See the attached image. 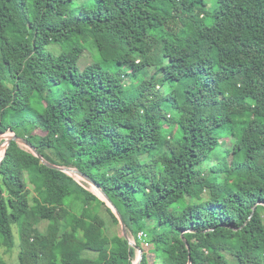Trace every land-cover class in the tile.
Masks as SVG:
<instances>
[{"label": "trees", "instance_id": "obj_1", "mask_svg": "<svg viewBox=\"0 0 264 264\" xmlns=\"http://www.w3.org/2000/svg\"><path fill=\"white\" fill-rule=\"evenodd\" d=\"M99 34L113 41L96 43L99 57L115 68L101 79L80 68L86 37ZM49 116L58 118L50 132ZM8 132L97 183L142 249L140 264H264V0H0ZM229 133L223 179L198 194L199 158ZM106 226L108 248L98 239ZM115 226L96 194L10 142L0 247L18 248L16 264H132L136 250ZM210 239L219 243L208 250Z\"/></svg>", "mask_w": 264, "mask_h": 264}, {"label": "rangeland", "instance_id": "obj_2", "mask_svg": "<svg viewBox=\"0 0 264 264\" xmlns=\"http://www.w3.org/2000/svg\"><path fill=\"white\" fill-rule=\"evenodd\" d=\"M194 3L199 4L200 0H194ZM149 33L152 35L153 33L151 31H149ZM112 43L113 41L111 39L106 38L105 36L102 35H93V36H88L86 37L85 40V50L83 52V56L80 60V68L83 69L85 74H89L95 78H99L101 79L103 77V74L106 71H113L115 70V68L113 66H111L109 64V62H104L100 59L97 48H96V43ZM137 52L141 53L143 52V43H140L137 47ZM171 67V64L165 63L163 70L164 71H168ZM85 68V69H84ZM152 70L151 69H145L143 70V75H141V77L145 78L148 80L150 74H151ZM135 81V79H131L130 77H126L123 81L124 85L129 87L131 83H133ZM87 95V90L83 89L79 95H78V100L79 101H83L85 96ZM126 95V99H130L133 96V92H128L125 94ZM13 119L19 120V117L17 115H13L12 116ZM199 123L198 125L202 124V118L200 116L199 118ZM58 123V118L57 117H53V116H49L47 119V123H46V127L48 129V132L52 131V129H54V127L57 125ZM9 134V133H7ZM250 134L254 135V133H252V131L250 132ZM6 135V134H5ZM2 135H0L1 137ZM219 141V146L218 148L213 151L210 156H208V158H205V156H201L199 158V160H203V164L201 165L202 169H203V174H204V178H205V184L203 185H198V187L196 188L198 194H208V185L215 182V181H220L223 179V173H225V171L228 169L229 166V159L223 158L219 156V152L223 151L225 148L227 147H231L232 143L234 142V137L232 136V134H226V135H222L218 138ZM4 145V140L0 138V149H2ZM21 147H25L22 144H19ZM162 147V144L155 150L151 151L149 154L153 155L156 153V151L158 149H160ZM163 149V148H161ZM66 167H71V166H66ZM169 170L171 171H179L180 169H175L172 166H168L167 167ZM76 179L82 183L89 191L93 192L96 195H99V192L90 184H87L86 182H84L83 180H80L79 178L76 177ZM28 183V181H27ZM29 201L33 204L34 203V198L32 193L29 196ZM112 202V201H111ZM114 205V204H113ZM180 205H182V203H180ZM115 206V205H114ZM117 209V208H116ZM120 212V211H119ZM264 215V212H263ZM37 229L41 232V233H46L48 230V226L46 222H41L39 223V225L37 226ZM106 231H109V226H106V228H104L103 233H101L98 237L99 242L101 245L105 246V247H110L109 245V236L106 235ZM113 231V228L111 226V230ZM157 231H161V228H158ZM115 232L119 233L120 235H122L121 232V228L120 226H115ZM15 234V239H16V245L18 246L19 243V235L17 233V231H14ZM128 234V238L130 241H133L135 243V239L134 237L127 232ZM146 234L145 235H141L140 237L138 236V240L144 242L146 240ZM218 240L219 239H210V240H206L207 243V249L210 250L212 249L214 246L218 245ZM136 244V243H135ZM17 254H18V248L15 247L13 250L6 252L5 249L3 247H0V256L8 263V264H16L17 261ZM138 251H136V256L133 258V263H136V260L138 258ZM103 256H101L102 258Z\"/></svg>", "mask_w": 264, "mask_h": 264}, {"label": "water", "instance_id": "obj_3", "mask_svg": "<svg viewBox=\"0 0 264 264\" xmlns=\"http://www.w3.org/2000/svg\"><path fill=\"white\" fill-rule=\"evenodd\" d=\"M5 134H2V136H4ZM5 141H6V148L5 151L3 153L2 158L0 159V163L3 160V158L5 157V152L6 149L8 147V145L10 144V142L14 141L18 144H22L24 145L27 150H29L35 157H37L40 162L45 165L46 167H49L51 169H55L57 171L63 172L73 178L76 179L79 178L80 180H83L84 182H86L87 184L92 185L101 196L97 195L98 198L100 200H102L112 211V213L115 215L116 219L118 220V225L121 228V232H122V236L128 241L129 245L131 247H133L136 251H138V258L136 260L135 264H140L142 257H143V251L140 247H138L133 241H130L128 238V234H127V230L124 224V221L119 213V211L116 209V207L113 205V203L111 202V200L109 199V197L105 194V192L98 186L97 183H95L93 180H91L88 176H86L85 174H83L82 172H80L77 168L74 167H66V166H59V165H55L52 164L50 162H48L47 160H45L43 158V156L41 154H39V152L37 151V149L31 145L26 138L15 135L14 133H10L5 135ZM77 180V179H76ZM183 239V238H182ZM184 241V240H183ZM186 247H188V244L185 242ZM188 264H191V260L189 259Z\"/></svg>", "mask_w": 264, "mask_h": 264}, {"label": "bare ground", "instance_id": "obj_4", "mask_svg": "<svg viewBox=\"0 0 264 264\" xmlns=\"http://www.w3.org/2000/svg\"><path fill=\"white\" fill-rule=\"evenodd\" d=\"M1 139H3L4 140V145H3V147H2V153L0 152V159L2 158V156H3V153H4V151H5V148H6V141H5V135L4 136H1L0 137Z\"/></svg>", "mask_w": 264, "mask_h": 264}, {"label": "built area", "instance_id": "obj_5", "mask_svg": "<svg viewBox=\"0 0 264 264\" xmlns=\"http://www.w3.org/2000/svg\"><path fill=\"white\" fill-rule=\"evenodd\" d=\"M8 133L10 134V133H12V132H8ZM141 235H145V234L140 232V233L137 235V238H138V236L140 237Z\"/></svg>", "mask_w": 264, "mask_h": 264}]
</instances>
